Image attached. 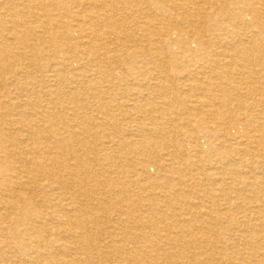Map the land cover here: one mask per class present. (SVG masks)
I'll return each mask as SVG.
<instances>
[{
    "label": "bare ground",
    "instance_id": "bare-ground-1",
    "mask_svg": "<svg viewBox=\"0 0 264 264\" xmlns=\"http://www.w3.org/2000/svg\"><path fill=\"white\" fill-rule=\"evenodd\" d=\"M0 264H264V0H0Z\"/></svg>",
    "mask_w": 264,
    "mask_h": 264
}]
</instances>
